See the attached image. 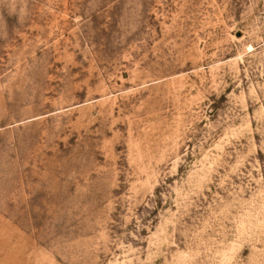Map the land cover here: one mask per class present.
I'll list each match as a JSON object with an SVG mask.
<instances>
[{
	"label": "rangeland",
	"instance_id": "rangeland-1",
	"mask_svg": "<svg viewBox=\"0 0 264 264\" xmlns=\"http://www.w3.org/2000/svg\"><path fill=\"white\" fill-rule=\"evenodd\" d=\"M0 264H264V0H0Z\"/></svg>",
	"mask_w": 264,
	"mask_h": 264
}]
</instances>
